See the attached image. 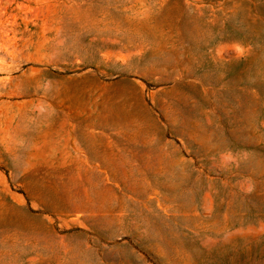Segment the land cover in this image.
I'll use <instances>...</instances> for the list:
<instances>
[{"label": "rangeland", "instance_id": "rangeland-1", "mask_svg": "<svg viewBox=\"0 0 264 264\" xmlns=\"http://www.w3.org/2000/svg\"><path fill=\"white\" fill-rule=\"evenodd\" d=\"M0 264H264V0H0Z\"/></svg>", "mask_w": 264, "mask_h": 264}]
</instances>
